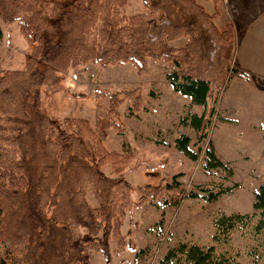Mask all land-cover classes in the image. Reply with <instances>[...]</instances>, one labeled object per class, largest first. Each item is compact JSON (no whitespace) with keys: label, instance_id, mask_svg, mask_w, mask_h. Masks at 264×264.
<instances>
[{"label":"trees","instance_id":"trees-1","mask_svg":"<svg viewBox=\"0 0 264 264\" xmlns=\"http://www.w3.org/2000/svg\"><path fill=\"white\" fill-rule=\"evenodd\" d=\"M128 1L0 0V23L16 24L32 47L23 70L0 71V264H92L91 252L107 258V244L95 238L105 231L120 240L122 220L136 208L133 188L121 177L133 156L108 151L103 140L109 130L122 133L119 108L130 101L135 110L140 96L133 91L96 93L97 100L107 98L108 106L105 110L96 104L94 123L65 119L64 130L56 133L42 112L40 90L55 85L69 69L132 65L141 74L148 59L173 66L166 79L173 92L204 108L190 125L199 141L206 139L213 116L206 110L212 89L237 72L232 68L234 26H216L220 0H211L212 13L197 0H170L190 12L184 24L163 19L160 6L149 1L144 2L146 14L125 16L121 10ZM180 39H186L182 47L171 45ZM189 142L181 138L176 147L196 161ZM205 158L206 170L226 168L212 147ZM107 168L111 175L105 173ZM171 189L139 188V201ZM229 192L202 197L190 193L184 198L213 204ZM252 208L260 220L256 229H264V181ZM241 219L217 218L214 240L228 236ZM76 228L89 237L76 239ZM175 251L184 252L189 264H221L213 247L181 246Z\"/></svg>","mask_w":264,"mask_h":264},{"label":"rangeland","instance_id":"rangeland-1","mask_svg":"<svg viewBox=\"0 0 264 264\" xmlns=\"http://www.w3.org/2000/svg\"><path fill=\"white\" fill-rule=\"evenodd\" d=\"M146 1L159 5L165 20L189 21L190 12L170 0H129L121 14H146ZM197 2L213 12L210 0ZM218 9V29L228 23L234 26L232 68L237 72L212 89L206 110L213 116L203 141L190 122L204 108L173 92L166 76L174 67L162 61L148 59L141 74L132 65L101 68L87 64L69 69L55 85L40 90L42 112L56 133L64 130L65 119L93 124L96 104L105 110L108 106L107 98L97 100L96 93L133 91L140 96L135 110L130 101L119 108L122 133L109 130L103 140L108 151L133 156L121 177L133 188L136 208L123 218L120 240L106 236L105 231L95 238L107 244L109 253L107 258L89 253L92 264H189L184 252L173 253L181 246L185 250L213 247L214 258L221 264H264V229H256L260 220L252 208L264 181V0H225ZM0 27V71L23 70L32 47L16 24L0 23ZM185 43L186 39H180L171 45L179 48ZM181 138L189 139L188 148L197 155L196 161L177 149ZM209 147L226 168L205 169ZM105 173L111 175L110 169ZM166 185L172 189L140 203L139 188L152 191ZM226 189L230 192L213 204L184 198L190 193L202 197ZM174 201L179 204H171ZM230 216L242 219L228 236L220 234L215 241L214 221ZM73 235L89 237L81 228L74 229Z\"/></svg>","mask_w":264,"mask_h":264},{"label":"crops","instance_id":"crops-1","mask_svg":"<svg viewBox=\"0 0 264 264\" xmlns=\"http://www.w3.org/2000/svg\"><path fill=\"white\" fill-rule=\"evenodd\" d=\"M206 2H209V0L206 1ZM210 2H211V0H210ZM224 2H225V0H220V3H219V6H218V7L222 6ZM211 3H212V2H211Z\"/></svg>","mask_w":264,"mask_h":264}]
</instances>
